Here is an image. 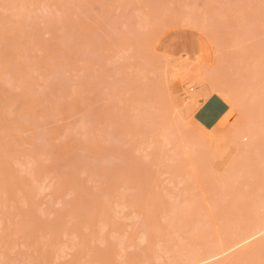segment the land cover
<instances>
[{
    "label": "rangeland",
    "instance_id": "1",
    "mask_svg": "<svg viewBox=\"0 0 264 264\" xmlns=\"http://www.w3.org/2000/svg\"><path fill=\"white\" fill-rule=\"evenodd\" d=\"M205 73L244 91L234 109L215 90L230 111L211 126ZM243 112L260 148L229 142ZM263 149L264 0H0V264L204 257L264 225ZM248 242L201 264H264V233Z\"/></svg>",
    "mask_w": 264,
    "mask_h": 264
},
{
    "label": "bare ground",
    "instance_id": "2",
    "mask_svg": "<svg viewBox=\"0 0 264 264\" xmlns=\"http://www.w3.org/2000/svg\"><path fill=\"white\" fill-rule=\"evenodd\" d=\"M17 1H18V0H17ZM11 3H12V2H11ZM11 5H12V4H11ZM195 53H196V52H195ZM188 54H189V53H188ZM192 55H193V54H192ZM194 55H196V54H194ZM186 57H187V56H186ZM194 57H195V56H194ZM196 57H197V55H196ZM187 59H189V58H187ZM201 59H202V58H201ZM204 59H205V58H204ZM195 61H196V62H195ZM195 61L193 60V62L191 61L192 63L190 62L191 64H189V65L187 64L188 67L186 68V70H187L188 68H189V70H191V71L196 69L199 73H202V74H203V73H204L203 70L206 69L205 72L209 73V71H207V70H208V69H207L208 67L206 68V66H203L202 68H200V67H199V68H197V67L195 68V67H194L195 69H193V67H192L193 64H194V63H199L200 60H198V58H197V60H195ZM200 62H202V60H201ZM202 63H203V62H202ZM189 66H190V67H189ZM191 67H192V68H191ZM190 68H191V69H190ZM214 68H216V67H214ZM170 69H171V68H170ZM198 69H199V70H198ZM200 69H201L202 71H201ZM196 70H195V74L197 75L198 72L196 73ZM215 71H216V70H215ZM211 72H212V71H211ZM209 74H211V73H209ZM209 74H206V73H205V76H203V77H204V80H205V77H206V78L208 77L209 80L207 79V81L212 82V83H211V87H212V84H214V85H213V86H214V89H213V87H212V88H208V86H207V88H208V89H212V92H213V91L215 92V90L220 91V89H221V92H222V89L226 88V92L223 91V93H224V92L227 93V95L230 97L231 94L229 95V92L231 93L232 89H233L235 86H233V84H232V86H231V83L228 84V86H227V85H224L223 83L220 82L221 79H217V78H218V77H217V78H215L214 80H216V81L218 80V82L221 83L220 85H222V87H219V89H218V88H216V86H218V82H216L217 85H215L216 83H213L214 80L212 81V78H214L216 75L213 73V74H214V77L212 76V75H213V74H212V75H210V76H212V78H211V77L209 76ZM207 75H208V76H207ZM217 76H218V75H217ZM220 78H221V77H220ZM166 82H167V81H166ZM202 82H204V81H202ZM202 82H200V83H202ZM210 82H209V83H210ZM214 82H215V81H214ZM225 82H226V81H225ZM227 83H228V82H227ZM165 84H166V83H165ZM203 84H204V83H203ZM203 84H202V85H203ZM207 84H208V82H207ZM207 84H206V85H207ZM225 84H226V83H225ZM199 85H200V84H199ZM199 85H198V86H199ZM208 85H209V84H208ZM220 85H219V86H220ZM223 85H224V86H223ZM209 86H210V85H209ZM225 86H226V87H225ZM229 86H230V87H229ZM164 87H165V86H164ZM166 87H167V85H166ZM205 87H206V86H205ZM227 87H229V89L232 88V87H233V88H232L231 90H229ZM207 88H204V86H203V87L199 86V87H197V89H195V90H191V91H192L191 93H190V92H188L189 94L186 93V94H188V95H187V98H186L187 100H184V102H183V100H182V102H183L184 104L187 102V104L190 105L189 107H188V105H186V106L184 105V106H183L184 109L188 107V108H187V111H188V114H189V115H191L190 112L193 111V109H190V108L192 107V105H193V104H191V103H194V102L198 101V99H200V96H203V94H204L205 91L207 92ZM235 88H236V87H235ZM235 88L233 89V91H232L233 94L231 95V97H230L229 100H228L229 97H227V96L225 97V98L227 99L228 102H230V100H231L230 103H231L232 105H233L232 102H234V105L236 104V102L233 101V99H237L236 97L233 98V95L237 94V93H235V91H236ZM155 89H156V88H155ZM163 89H164V88H163ZM165 89H166V88H165ZM165 89H164V90H165ZM236 89H237V88H236ZM160 90H161V88H160ZM160 90H156V91H160ZM164 90H163V91H164ZM168 90H169V89H168ZM224 90H225V89H224ZM227 90H228L229 92H227ZM209 91H211V90H209ZM209 91H208V92H209ZM242 91H243V90H242ZM161 92H162V91H161ZM236 92H237V91H236ZM238 92H241V90L238 91ZM162 93H163V92H162ZM169 93H170V91H169ZM209 93H210V92H209ZM209 93H208V94H209ZM215 93H216V92H215ZM219 93H220V92H219ZM225 93H224V94H225ZM159 94H160V93H159ZM163 94H164V93H163ZM166 94H167V93H166ZM175 94H176V93H175ZM208 94L205 93L204 95L207 96ZM216 94H217V93H216ZM224 94H221V93H220L221 97H224ZM239 94H240V93H238L237 95L239 96ZM243 94H244V91L242 92V95H243ZM154 95H155V94H154ZM237 95H236V96H237ZM242 95L240 94V96H242ZM176 96H177V95H176ZM181 96H182V95H181ZM206 96H205V97H206ZM240 96H239V97H240ZM243 96H244V95H243ZM164 97H165V96H164ZM182 98H183V96H182ZM207 98H208V97H207ZM207 98H206V99H207ZM231 98H232V99H231ZM244 98H245V97H244ZM168 99H169V98H168ZM168 99H167V100H168ZM201 99L204 100L205 98H202V97H201ZM206 99H205V100H206ZM226 99H225V100H226ZM242 99H243V98H242ZM203 100H202V101H203ZM205 100H204V101H205ZM239 100H240V98H238V100H236V101L238 102ZM243 100H244V99H243ZM185 101H186V102H185ZM202 101L200 100V102H202ZM204 101H203V102H204ZM244 101H245V100H244ZM145 102H146V101H145ZM148 102H149V100H148ZM148 102H147V103H148ZM161 102H162V101H161ZM200 102H199V103H200ZM203 102H202V103H203ZM242 102H243V101H242ZM242 102H241V103H242ZM153 103H154V102H153ZM170 103H171V101H170ZM175 103H176V102H175ZM244 103H245V102H244ZM150 104H152V103H150ZM172 104H173V102H172ZM177 104H179L178 106L180 107V101H178ZM153 105H154V104H153ZM167 105H169V104H167ZM194 105H195V103H194ZM194 105H193V108H195V107L198 106V104H197V106H195V107H194ZM234 105H233V106H234ZM237 105L241 106L239 103H238ZM157 106H158V105H157ZM165 106H166V104H165ZM172 106H173V105H172ZM199 106H200V104H199ZM199 106H198V107H199ZM151 107H152V106H151ZM151 107H150V108H151ZM168 107H169V106H168ZM173 107H174V106H173ZM179 107H178V108H179ZM181 107H182V106H181ZM152 108H153V107H152ZM152 108H151V109H152ZM158 108H159V106H158ZM238 108H239V107H238ZM240 108H242V107H240ZM240 108H239V109H240ZM245 108H246V107H245ZM166 109H168V108H165L164 110H166ZM174 109H176V108H174ZM174 109H173V110H174ZM179 109H180V108H179ZM189 109L191 110L190 112H189ZM234 109H235V106H234ZM153 110H155V108H154ZM194 110H196V109H194ZM236 110L239 111V110L237 109V107H236ZM242 110H243V109H242ZM178 111H179V110H178ZM180 111H181V110H180ZM185 111H186V109H185ZM187 111H186V112H187ZM244 111H246V110H244ZM250 111H251V110H250ZM167 112H168V111H167ZM186 112H185V115H187ZM193 112H194V111H193ZM235 112H236V111H235ZM240 112H241V111H240ZM164 113H165V112H164ZM174 113H175V112H174ZM178 113H182V111H181V112H178ZM178 113H175V114L178 115ZM236 113H237L236 117L238 116V114H241V113H239V112H236ZM236 113H235V114H236ZM157 114H158V113H157ZM160 114H162V113H160ZM192 114H193V113H192ZM243 114H244V112H243ZM168 115H169V114H168ZM170 115H171V114H170ZM244 115H246V116H244ZM244 115H242V116L239 115V118H240V120H241V117L243 118V116H244V120H243V119H242V120H243V122H245V123H243V122L241 123V122H240V123L238 124V123H234V122H232V123H234V124H236V125L238 124L237 127L234 125V127H235L236 129H234V133H232L233 136H232V135H229V134H230V131H231V132L233 131V130H230V128H229L230 126H229V125H228V126H229V127H228L229 130H227L228 128H227V129L224 128L223 130H222V129H219V131H220V130H222V131H224V132H225V131H227V132L229 131L228 137H229V136H232V137H230L231 139H229V138H228V139H229V142L232 140L231 143H232V145H233V149H234V147H235V150H237V149H238V150H239V149H240V150L252 149L254 146L259 147V145H258V140H261L260 136H262V135H260V133H261L262 131L260 130V131H259L260 133L258 134V131L255 129L256 126H254L255 124L253 125L251 122H247V119L249 118V117L247 116V113H245ZM250 115H252V113H251ZM172 116H173V115H171V117H172ZM178 116H180L179 118L182 120L181 116L183 117V115L181 114V115H178ZM191 116H192V115H191ZM191 116H189V118H190ZM160 117H161V116H160ZM173 117H174V116H173ZM173 117H172V118H173ZM236 117H235V120H236ZM247 117H248V118H247ZM250 117H251V116H250ZM252 117H253V116H252ZM169 118H170V117H169ZM175 119H176V118H175ZM177 119H178V117H177ZM180 119H178V120H180ZM183 119H184V118H183ZM187 119H188V118H187ZM245 119H246V121H245ZM158 120H159V118H158ZM224 120H225V119H224ZM242 120H241V121H242ZM248 120H249V119H248ZM250 120H251V118H250ZM172 121H173V119H172ZM174 121H176V120H174ZM182 121H183V120H182ZM227 121H228V120H227ZM227 121H226V123H227ZM159 122H160V120H159ZM229 122H230V121H229ZM235 122H236V121H235ZM253 122H254V121H253ZM160 123H161V122H160ZM183 123H184V122H183ZM223 123H224V122H223ZM176 124H177V123H176ZM185 124H186V123H185ZM195 124H196V123H195ZM262 124H263V123H262V120H261V124H260V126H259L260 129H262V128H261V127H262ZM158 125L160 126V124L157 123V127H158ZM181 125H184V124H181ZM186 125H187V124H186ZM222 125H223V124H222ZM196 126H198V125H196ZM224 126L227 127L225 124L223 125V127H224ZM162 127H163V126L158 127L157 130L160 131V129H161ZM164 127H166V125H165ZM182 127H186V126L184 125V126H182ZM182 127H181V129H183ZM191 127H192V126H191ZM167 128H168V127H167ZM194 128H195V127L192 128L193 130L190 129L189 131H193V132L190 133V134H191V137L194 136V134L192 135V133H195V131H196V135H195L194 137H192V140L197 141L198 139H196V136H197V135H200L202 130H200L201 126L198 127L197 130H198V131L200 130V134H199V133H197V130H194ZM202 128L204 129V127H202ZM259 128L257 127V129H259ZM231 129H232V128H231ZM205 130H206V129H205ZM161 131H162V130H161ZM161 131H160L159 133H161ZM164 131H165V132H163L162 135L165 134V136H167L168 134L166 135V133H168V132H166V128H164ZM167 131H168V130H167ZM208 131H209V130H208ZM215 131H216V130H215ZM219 131H217V132H219ZM202 132H203V131H202ZM206 132H207V131H206ZM224 132H223V133H224ZM227 132H226V133H227ZM171 133H172V132H171ZM176 133H179V132H176ZM209 133H210V132H209ZM209 133H208L207 136L205 135V134H206V133H205V134H204V135H205L204 137H207V138H208V136H209V135H212V134L214 133V131L212 132V134H209ZM226 133H225V134H226ZM217 134H218V133H217ZM225 134H224V135H225ZM202 135H203V134H202ZM202 135H200V136H202ZM214 135H216V134H214ZM160 136H161V135H160ZM177 136H179V135H177ZM216 136H217V135H216ZM216 136H214V137H216ZM168 137H169V136H168ZM202 137H203V136H202ZM214 137H213V138H214ZM222 137H223V136H222ZM224 137H225V136H224ZM162 138H163L164 140L167 139V137H164V136H162ZM242 138H244L245 140H246V138L248 139V140H246V144H242V143L244 142L243 140L240 141V139H242ZM200 139H201V138H200ZM218 139H219V138H218ZM228 139H227V136H226V140H228ZM202 140H204V138H203ZM205 140H206V139H205ZM195 141H194L193 144H192V143H191V144H192V145H195V144L197 145L198 143H200L199 140H198L197 143H195ZM200 141H201V140H200ZM206 141L208 142V140H206ZM206 141H205V142H206ZM209 141H211V136H210ZM212 141H213V140H212ZM224 141H225V140H224ZM192 142H193V141H192ZM203 142H204V141H203ZM203 142H201V143H203ZM207 142H206V144H207ZM214 142H215V141H214ZM219 142H220V141H219ZM226 142H227V141H225L224 145L226 144ZM229 142H227V144H228ZM231 143H229V144H231ZM244 143H245V142H244ZM208 144H210V145H209L210 147H213V144H214V143L211 144V143L208 142ZM208 144H207V145H208ZM222 144H223V143H221V145H222ZM196 145H195L194 147L197 148ZM204 145H205V144H204ZM232 145H231V146H228V147H232ZM198 146L200 147L201 144H199ZM205 146H206V145H205ZM199 147H198V148H199ZM202 147H203V145H202ZM220 147H221V146H220ZM228 147H227L226 145L224 146V148H225L226 150L228 149ZM206 148H208V147L206 146L205 149H206ZM222 148H223V145H222L221 149H222ZM224 148H223V149H224ZM259 148H260V147H259ZM208 149H209V148H208ZM208 149H207V150H208ZM212 149L214 150V152H217V151L215 150V148H211V150H212ZM223 149H222V150H223ZM225 149H224L223 151H225ZM211 150L209 149L208 151L210 152ZM218 150H220V149H218ZM230 150H231V148H230L229 150H227V151H230ZM263 150H264V149H263ZM200 151H202V150H200ZM200 151H199V149H198V150H195V152H193V153L200 152ZM205 151H206V150H205ZM223 151H221V152H223ZM261 151H262V150H261ZM209 152H207V153H209ZM211 152H212V154L210 153V154H209L210 156H211V155L213 156V155L216 154V153L213 154V153H214L213 151H211ZM221 152L218 151L217 153H219L220 155H223V156H222V158H223L224 155L226 154V151L224 152V154L221 153ZM234 152H235V151H234ZM202 153H203V152H202ZM227 153H228V152H227ZM243 153H244V152H243ZM199 154H200V158H198V157H199ZM219 154L217 155V156H219V157H217L218 159L221 157ZM229 154H231V151H230ZM232 154H233V151H232ZM194 155H195V156L198 155V157H197L198 159H201V158L204 159V158L206 157L205 155H204L205 157L201 156V153H197V154H194ZM206 155H208V154H206ZM233 155H234V154H233ZM229 156H230V155H229ZM229 156H226V157H227V159L230 161V158H228ZM234 156H237V155H234ZM234 156H232V157H234ZM257 156H258V155H257ZM226 157H224V158H226ZM214 158H216V157H214ZM260 158H261V157H260ZM204 160H205V159H204ZM228 160H226V162H227ZM201 162H203V160H202ZM213 162H214V161H213ZM232 163H234V160H233ZM232 163H231V164H232ZM229 166H230V165H229ZM261 168H262V167H261ZM233 172H234V171H233ZM191 201H192V200H191ZM192 202H193V201H192ZM189 205H190V204H189ZM191 205H192V204H191ZM253 208H254V207H253ZM255 211H256V210H255ZM229 213H230V212H229ZM244 214H245V213H244ZM230 220H231V218H230ZM245 220H246V219H245ZM254 220H255V219H254ZM237 221H238V220H237ZM241 221H242V220H241ZM249 221H250V220H249ZM237 223H238V222H237ZM240 223H241V222H240ZM249 223H250V222H249ZM255 223H256V222H255ZM246 224H247V223H246ZM258 224H259V223H258ZM231 226H232V225H231ZM231 226H230V227H231ZM227 227H228V226H227ZM239 228H240V226H239ZM242 229H244V228H242ZM249 229H250V228H249ZM217 230H218V229H217ZM230 230H231V229H230ZM233 230H234V229H233ZM239 230H240V229H239ZM247 230H248V229H247ZM20 231H21V230H20ZM231 231H232V230H231ZM231 231H230V232H231ZM234 231H235V230H234ZM215 232H216V230H215ZM217 233H218V232H217ZM223 233H224V232H223ZM263 233H264V225H261V226H257V225H256V227H255L254 229H252V230L250 229V232H248V233L246 232V234L243 235L242 237H239L238 240H236V241L233 240L234 242H233L232 244L227 245V246L224 247V245L222 246V245L219 243L218 245H216L217 250L212 251V252L206 254L204 257H202V256L199 257V256H198L199 258L196 257L197 259H196V258H195V260L192 259V261L189 260L190 262L187 263V262H188V261H187L186 263H187V264H201V263H203V262L206 263V261H209V260H212V259H214V258L220 257L221 255L223 256V254L226 253V252L229 253L230 250H231V251H234V250H232V249H234V248H236V247L238 248L239 246L241 247V245L246 244L248 241L253 240L255 237H258L259 235H262ZM242 234H243V233H242ZM228 235H229V234H228ZM215 237H216V235H215ZM218 237H219V234H218ZM230 237H232V236H230ZM228 238H229V237H228ZM216 239H217V238H216ZM262 239H263V238H262ZM217 240H219V239H217ZM257 241H258V240H257ZM260 241H261V240H260ZM262 241H263V240H262ZM251 242H252V241H251ZM217 243H218V241H217ZM229 243H231V242H229ZM248 243H249V242H248ZM258 243H259V242H258ZM260 243H261V242H260ZM260 243H259V244H260ZM219 245H221L222 247H219ZM256 245H257V242H256ZM256 245L254 244L253 246L256 247ZM262 245H263V244H262ZM217 246H218L219 248H218ZM245 246H246V245H245ZM258 246H259V245H258ZM263 246H264V245H263ZM263 246H262V247H263ZM249 247H250V246H249ZM210 249H211V248H210ZM212 249L214 250V248H212ZM238 249H239V248H238ZM238 249H237V250H238ZM242 249H243V246H242ZM244 249H245V248H244ZM246 249H249V248H246ZM253 249H254V248H253ZM260 249H261V248H260ZM263 249H264V248H263ZM188 250H189V249H188ZM197 250H198V249H197ZM251 250H252V249H251ZM254 250H255V249H254ZM231 251H230V252H231ZM241 251H242V250H241ZM241 251H240V252H241ZM245 251H247V250H245ZM245 251H244V252H245ZM252 251H253V250H252ZM237 252H238V251H237ZM261 252H262V251H261ZM197 253H198V252H197ZM241 253H242V252H241ZM245 253H246V252H245ZM249 253H250V250H249ZM254 253H255V251H254ZM259 253H260V252H259ZM259 253H258V254H259ZM251 254H253V253H251ZM260 254H261V253H260ZM197 255H199V254H197ZM203 255H204V254H203ZM242 255H243V254H242ZM240 256H241V254H240ZM190 257H191V256H190ZM227 258H228V257H227ZM214 260H215V259H214Z\"/></svg>",
    "mask_w": 264,
    "mask_h": 264
},
{
    "label": "crops",
    "instance_id": "3",
    "mask_svg": "<svg viewBox=\"0 0 264 264\" xmlns=\"http://www.w3.org/2000/svg\"><path fill=\"white\" fill-rule=\"evenodd\" d=\"M229 111V103L220 95L213 93L194 112V118L200 123L211 126L220 122Z\"/></svg>",
    "mask_w": 264,
    "mask_h": 264
}]
</instances>
